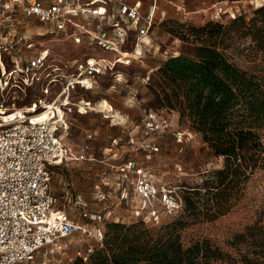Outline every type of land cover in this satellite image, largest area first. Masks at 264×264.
<instances>
[{"label": "built area", "instance_id": "built-area-1", "mask_svg": "<svg viewBox=\"0 0 264 264\" xmlns=\"http://www.w3.org/2000/svg\"><path fill=\"white\" fill-rule=\"evenodd\" d=\"M157 9L156 2L144 9L141 0H0V108L6 112L0 113V264L26 262L43 247L63 250L64 240L77 231L93 241L79 253L85 260L102 243L105 215L84 208L86 221L75 222L53 192L51 167L69 157L59 131L68 127L66 115L73 109L82 113L94 108L84 98L72 102L75 94L94 91L106 76L115 83L124 80L118 65H128L147 50ZM48 37L76 44L89 40L103 55L62 61L46 45ZM39 84L41 94L27 104L4 103L11 89L25 92ZM57 84L53 93L51 87ZM54 105L60 109L56 117ZM120 172L124 178L136 174L132 190L139 202L133 210L137 219L156 224L181 210L176 186L158 184L134 160ZM108 197L105 192L97 195L100 201Z\"/></svg>", "mask_w": 264, "mask_h": 264}, {"label": "rangeland", "instance_id": "rangeland-1", "mask_svg": "<svg viewBox=\"0 0 264 264\" xmlns=\"http://www.w3.org/2000/svg\"><path fill=\"white\" fill-rule=\"evenodd\" d=\"M141 1L147 9L154 0ZM263 4L264 0H157L158 20L147 50L141 56L133 57L128 65H118L124 80L115 83L106 76L94 91L75 94L72 102L84 98L92 101L94 108L82 113L73 109L66 115L68 127L59 131L69 157L67 161L52 166V188L59 198V207L73 221H86L81 216L86 208L100 211L105 215V221L138 223L154 229L180 215L181 212L175 216L164 215L156 224L137 219L133 210L139 202L132 190L136 174L124 178L121 166L134 160L144 175L158 184L176 186L181 196L185 186H195L204 173L220 168L223 159L212 154L201 134L179 121L178 112L159 106L151 84L165 59L180 53H193L195 43L183 41L181 30L188 32V25L203 26L208 22L227 24L233 16L240 14L249 19ZM182 7L188 14L187 20L183 17ZM216 12L221 13L220 19L214 18ZM180 24H185V28L181 29ZM50 38H46V45L62 61L76 57L86 59L89 53L103 55L92 42L85 41L87 39L76 44L71 39ZM227 50L241 68L264 80V51L256 52L250 38L235 36ZM104 55L111 57L107 51ZM58 88V84L51 87L53 93ZM40 94L41 84L25 92L11 89L4 103L15 101L18 107ZM105 100L112 111L106 110ZM81 155L84 157L80 158ZM99 192H105L109 197L100 201L97 198ZM254 224L258 225V232L264 229V170L249 181L246 194L230 212L214 221L187 227L182 231L183 240L189 244L207 238L214 244L225 246L236 233L244 232ZM254 242L250 239V244L254 245ZM90 243L93 241L89 237L77 231L64 240L66 247L63 250L43 247L33 258L18 264H71ZM214 264L228 263L219 261Z\"/></svg>", "mask_w": 264, "mask_h": 264}, {"label": "trees", "instance_id": "trees-1", "mask_svg": "<svg viewBox=\"0 0 264 264\" xmlns=\"http://www.w3.org/2000/svg\"><path fill=\"white\" fill-rule=\"evenodd\" d=\"M187 29L181 30V39L195 43L193 53L165 59L151 90L160 107L175 110L182 124L201 134L223 165L204 173L195 186L184 187L181 213L171 222L149 229L105 221L102 243L87 260L78 255L71 264H264V229L258 232L257 224L236 233L225 246L207 238L186 244L182 234L193 224L230 212L249 181L264 170V80L241 68L227 50L238 36L250 38L256 52L264 51V4L249 19L240 14L227 24Z\"/></svg>", "mask_w": 264, "mask_h": 264}, {"label": "bare ground", "instance_id": "bare-ground-1", "mask_svg": "<svg viewBox=\"0 0 264 264\" xmlns=\"http://www.w3.org/2000/svg\"><path fill=\"white\" fill-rule=\"evenodd\" d=\"M103 103H104V102H103ZM105 104H106V107H108V104H107V103H105ZM103 109H104V108H103ZM51 111H52V113H53V116L56 117V116L59 115L60 109L58 108V106L54 105V106H52ZM108 111H109V110H108ZM0 113L5 114L6 112H4L2 108H0ZM116 114H117V113H116ZM45 115H46V112H45L42 116H45Z\"/></svg>", "mask_w": 264, "mask_h": 264}, {"label": "crops", "instance_id": "crops-1", "mask_svg": "<svg viewBox=\"0 0 264 264\" xmlns=\"http://www.w3.org/2000/svg\"><path fill=\"white\" fill-rule=\"evenodd\" d=\"M153 2H156V3H157V0H154ZM153 2H152V3H153ZM157 6H158V5H157ZM158 8H159V6H158ZM157 11H158V9H157ZM157 19H158V15H157Z\"/></svg>", "mask_w": 264, "mask_h": 264}]
</instances>
